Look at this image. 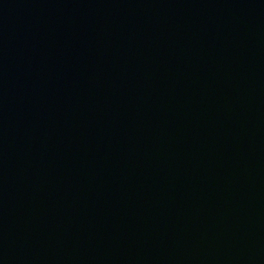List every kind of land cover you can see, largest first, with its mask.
I'll return each instance as SVG.
<instances>
[{"label":"water","instance_id":"water-1","mask_svg":"<svg viewBox=\"0 0 264 264\" xmlns=\"http://www.w3.org/2000/svg\"><path fill=\"white\" fill-rule=\"evenodd\" d=\"M0 264H264V0H0Z\"/></svg>","mask_w":264,"mask_h":264}]
</instances>
